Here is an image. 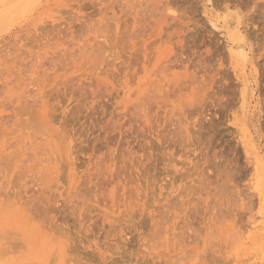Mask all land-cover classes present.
I'll return each instance as SVG.
<instances>
[{"label":"rangeland","instance_id":"374dc122","mask_svg":"<svg viewBox=\"0 0 264 264\" xmlns=\"http://www.w3.org/2000/svg\"><path fill=\"white\" fill-rule=\"evenodd\" d=\"M0 264H264V0H0Z\"/></svg>","mask_w":264,"mask_h":264}]
</instances>
